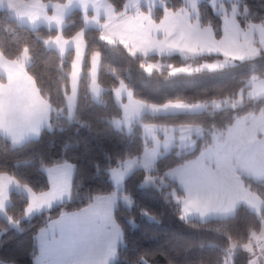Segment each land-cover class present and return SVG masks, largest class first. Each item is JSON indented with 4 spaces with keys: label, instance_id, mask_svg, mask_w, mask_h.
I'll use <instances>...</instances> for the list:
<instances>
[{
    "label": "trees",
    "instance_id": "1",
    "mask_svg": "<svg viewBox=\"0 0 264 264\" xmlns=\"http://www.w3.org/2000/svg\"><path fill=\"white\" fill-rule=\"evenodd\" d=\"M26 1V0H25ZM62 2L63 0H42ZM117 13L124 11L129 0H107ZM238 19L243 27L264 21V0H238ZM230 6L229 3H226ZM185 0H166V8L178 11ZM200 21L222 33V17L214 13L207 1L199 7ZM164 9L154 10L159 22ZM84 31L86 56L75 114L70 117L66 100L70 94L73 52L62 58L47 41L59 32L39 28L32 30L19 23L6 11L0 12V52L10 61L29 57L26 71L53 108L51 126L24 145L14 146L0 136V175L8 174L19 183L41 194L49 189L44 173L48 167L69 163L75 166L72 196L69 201L25 219L28 200L17 193L10 196L7 216L16 224L11 227L0 217V261L8 264H34L38 251L37 233L63 213L82 210L98 197L114 193L131 198L130 207L120 204L115 213L122 229L123 241L114 264H250L247 246L262 233L264 208L260 215L242 204L233 215L223 220L200 222L184 216L182 192L165 179L168 170L195 160L212 142L216 131H224L237 118L264 110V98L244 99L241 106L218 112L169 116L145 115L129 127L116 126L123 116V107L116 101L120 84L134 98L147 104L209 103L235 100L249 88L252 79L264 78V52L248 60H235L215 70L200 69L203 62L223 60L220 56L186 58L181 55L143 57L132 54L120 43H108L101 31L86 29L83 14L73 11L66 20L62 35L71 39ZM100 54L98 83L102 88L99 100L89 91L90 59ZM160 63L161 70L148 71L149 64ZM186 68L188 72L174 73ZM142 124L177 126L198 125L204 133L192 152L177 148L159 159L154 169L136 171L119 190L113 186L109 172L126 160L138 158L151 143L144 136ZM148 179H152L151 183ZM246 187L264 203V181L243 177Z\"/></svg>",
    "mask_w": 264,
    "mask_h": 264
},
{
    "label": "crops",
    "instance_id": "2",
    "mask_svg": "<svg viewBox=\"0 0 264 264\" xmlns=\"http://www.w3.org/2000/svg\"><path fill=\"white\" fill-rule=\"evenodd\" d=\"M153 1L129 0L124 11L117 13L107 0H0V12L6 11L32 30L45 28L58 31L56 37L47 41L48 48L62 58L73 52L70 94L66 100L70 117L77 108L87 48L84 31L71 39L64 38L61 33L68 16L75 10L83 14L86 29L101 31L106 42L120 43L134 55L220 56L223 60L204 62L205 69L215 70L232 61L252 59L264 52V21L243 27L238 19L237 0H186L185 7L175 12L168 10L163 2ZM205 1L214 13L222 17L220 37L215 35L212 27L201 24L198 7ZM155 7L164 9L159 22L154 20ZM23 56L20 61H10L0 52V136L17 147L38 138L42 131L49 129L53 111L26 71L29 57L26 59ZM93 56L90 59L88 91L94 100H99L103 90L98 76L93 77ZM115 98L123 107V116L126 113L131 119L130 126L145 115L218 112L228 108V105L241 106L244 99L264 98V78L252 79L249 88L240 92L235 100L198 104L176 102L158 106L135 99L123 84L116 89ZM253 126L257 128L254 138L249 132ZM141 127L151 146L140 157L126 160L118 168L110 170V180L117 190L136 171L153 170L159 159L175 148L194 151L197 140L204 133L198 125L142 124ZM260 128H264V110L241 116L226 130L216 131L211 144L202 149L195 160L165 173V179L175 183L182 192L181 207L186 218L203 223L223 220L233 215L242 204L257 215L262 213L263 201L243 181V177L264 181V131ZM244 157H254V160L245 163ZM44 173L49 189L41 194L8 174L0 175V217L11 227L16 224L6 212L11 205L12 193L28 200L25 219L70 200L75 166L64 163L48 167ZM120 204L130 207L132 200L118 193L98 197L88 207L63 213L50 221L35 236L38 254L34 264H114L123 241L122 229L115 218ZM247 250L252 256L250 264H264L262 233L252 239ZM0 264L8 263L0 261Z\"/></svg>",
    "mask_w": 264,
    "mask_h": 264
},
{
    "label": "rangeland",
    "instance_id": "3",
    "mask_svg": "<svg viewBox=\"0 0 264 264\" xmlns=\"http://www.w3.org/2000/svg\"><path fill=\"white\" fill-rule=\"evenodd\" d=\"M157 1V0H156ZM158 2H163L164 3V5H165V7H166V0H158ZM185 2H186V0H185ZM152 3H154V1L152 0ZM237 3H238V5H239V1L237 0ZM156 4H158V3H156ZM156 8H158V7H155V9ZM23 57H25L26 59H28V55L26 54V55H24ZM100 61H101V58H100V54H95L94 56H93V58H92V65H93V77H97L98 76V71L100 70ZM162 67H163V65L162 64H160V63H156V64H149L148 65V67H147V70L148 71H156V70H161L162 69ZM199 67H200V69H203V68H206V67H204V62L203 63H201L200 65H199ZM212 68V67H211ZM189 70L188 69H186V68H181V69H177V70H174V73H180V72H188ZM94 96L95 97H97L98 95H96V93H95V91H94ZM215 101H218V100H215ZM212 102V101H211ZM211 102H209V103H211ZM208 105V104H207ZM234 105H236V104H232V105H228L230 108H234L235 106ZM229 107L228 108H226V109H229ZM204 113V112H203ZM129 122H131V119L129 118V116H128V114H124V116H122V118L120 119V120H115L114 121V123L116 124V126H121V125H126V126H129ZM152 180V179H151ZM151 180L150 179H148V182L150 181V183H151Z\"/></svg>",
    "mask_w": 264,
    "mask_h": 264
},
{
    "label": "clouds",
    "instance_id": "4",
    "mask_svg": "<svg viewBox=\"0 0 264 264\" xmlns=\"http://www.w3.org/2000/svg\"><path fill=\"white\" fill-rule=\"evenodd\" d=\"M257 128L255 126H253L251 129H249L250 135L254 138L255 136V132H256ZM260 131H264V128H260ZM254 160V157H244V161L245 163L247 162H251Z\"/></svg>",
    "mask_w": 264,
    "mask_h": 264
}]
</instances>
